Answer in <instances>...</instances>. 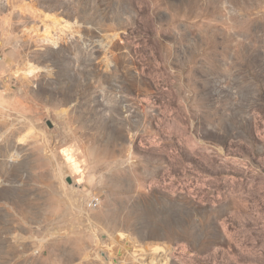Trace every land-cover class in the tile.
Listing matches in <instances>:
<instances>
[{
    "label": "rangeland",
    "instance_id": "rangeland-1",
    "mask_svg": "<svg viewBox=\"0 0 264 264\" xmlns=\"http://www.w3.org/2000/svg\"><path fill=\"white\" fill-rule=\"evenodd\" d=\"M0 264H264V0H0Z\"/></svg>",
    "mask_w": 264,
    "mask_h": 264
},
{
    "label": "water",
    "instance_id": "water-1",
    "mask_svg": "<svg viewBox=\"0 0 264 264\" xmlns=\"http://www.w3.org/2000/svg\"><path fill=\"white\" fill-rule=\"evenodd\" d=\"M48 125L50 126V123H48ZM69 181H70V179H69Z\"/></svg>",
    "mask_w": 264,
    "mask_h": 264
}]
</instances>
